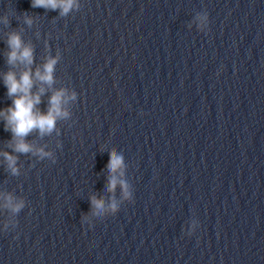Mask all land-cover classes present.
I'll use <instances>...</instances> for the list:
<instances>
[{
	"label": "water",
	"instance_id": "obj_1",
	"mask_svg": "<svg viewBox=\"0 0 264 264\" xmlns=\"http://www.w3.org/2000/svg\"><path fill=\"white\" fill-rule=\"evenodd\" d=\"M79 4L61 16L0 0V72L26 67L6 63L18 32L33 70L59 53L38 108L57 89L77 94L53 132L27 136L55 162L12 153L0 120V189L25 200L0 210V264H264V0ZM25 12L30 25L16 18ZM10 103L0 83V106ZM111 152L124 156L132 200L92 220L91 200L122 196L105 192Z\"/></svg>",
	"mask_w": 264,
	"mask_h": 264
},
{
	"label": "clouds",
	"instance_id": "obj_2",
	"mask_svg": "<svg viewBox=\"0 0 264 264\" xmlns=\"http://www.w3.org/2000/svg\"><path fill=\"white\" fill-rule=\"evenodd\" d=\"M32 7H41L43 9L58 10L61 16L67 15L74 9L80 7L79 0H31ZM22 19L25 24H32L33 17L28 13H22L16 17ZM198 30L206 31L209 25L208 13L197 16ZM0 23L7 25L9 23V14L7 11L0 12ZM6 43L9 51L6 55V63L9 65L17 62L26 65L20 72L11 69L0 72V83L5 86L6 95L11 98V103L0 106V120L3 121L5 130L11 133L12 153L32 154L37 159L48 158L55 162L56 157L50 150L44 147H36L31 143L27 136L33 130L38 134L44 135L53 132L56 129V121L67 118L69 112L65 105L69 101L76 99V92H67L64 88L52 92L48 99V106L45 111H41L38 105L41 101V95L45 92L43 85H51L54 81L55 66L59 59V53L50 55L46 58L41 67L33 70L30 65L33 61V50L29 45L23 43L18 32L8 33ZM36 81L41 86L33 91ZM3 161L7 169L13 174H18V157L7 151L2 153ZM126 163L121 152H111L108 156L106 173L108 182L105 192L114 193L117 186L122 190V196L119 200L110 197L109 202L104 203L95 199L90 201L91 219L100 220L105 215L115 214L123 201L132 200V188L125 179ZM25 207L23 197L14 196L11 192L0 189V210H10L12 213H18ZM85 227H91L89 217L83 220ZM8 222L0 221V231L7 229ZM198 227L196 218H192L185 231V235H191Z\"/></svg>",
	"mask_w": 264,
	"mask_h": 264
}]
</instances>
